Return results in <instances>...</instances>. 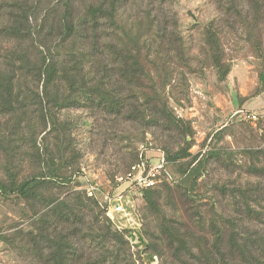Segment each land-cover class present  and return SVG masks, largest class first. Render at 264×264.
<instances>
[{"label":"rangeland","instance_id":"rangeland-1","mask_svg":"<svg viewBox=\"0 0 264 264\" xmlns=\"http://www.w3.org/2000/svg\"><path fill=\"white\" fill-rule=\"evenodd\" d=\"M3 1L14 0H0V4ZM90 1L95 0H74L76 14H82ZM123 1L126 2L120 10L119 24L131 26L134 30L131 36H140L139 59L147 71L153 70L150 60H155L154 51L159 45L157 30L165 27L164 42L167 36L177 35L175 45L166 43L165 50H161L166 58L164 69L171 78L166 94L175 113L193 130L192 137H187L194 141L190 151L202 156L209 150H216L220 155L218 160L209 159L204 163L199 174L184 172L183 164L189 159L170 163L174 179L168 182L167 189L162 188L163 183L157 187L162 190L160 209L167 217L176 214L185 224L191 222L197 233H206L212 243V228L228 235L232 219L239 212H264V6L257 11L250 0ZM51 4L53 17L58 18L61 6L57 0H41L39 10L31 17L33 25L42 21L47 14L44 10L51 8ZM10 12L6 10L0 14V25ZM147 13L150 15L145 17ZM149 16L150 26L147 28ZM141 23L144 29H137ZM211 24L220 36L224 61L231 66L225 79L219 78L206 44V28ZM112 32L113 28L107 23L102 30V43L105 56L110 60L108 64L115 73L119 61L106 47L112 39ZM44 34L46 39L36 37L23 43L0 36V50L17 48L23 55L26 53L35 59L39 54L38 45L44 49L45 44H52L47 29ZM180 46L182 55L179 54ZM34 84L29 82V86H24L25 90H36ZM60 89L69 92L65 83L60 84ZM74 97L72 95L73 100ZM138 102L142 103V100ZM49 110L56 114L60 124L68 125L66 132L56 130L53 141L56 142L57 156L61 157L65 150L64 156L78 168L75 173L77 189L95 181L104 191H112L141 153L153 156L157 148L177 150L184 146L176 137L163 135L158 127L146 128L120 116L94 111L79 102ZM251 112H257L256 120L248 118ZM20 116L24 117L20 113L0 114V181L10 180L9 170L22 180L45 165L32 139L35 134L41 143L44 135L36 113L30 129L24 125L16 126ZM218 130H222L219 137L216 135ZM58 192L63 191L52 186L44 187L40 190V197L29 200L0 194V264H45L54 249L48 246H54L57 240L54 225L50 227L43 215L54 204L49 202ZM141 213L143 244L138 249H131L133 257L137 264H166L164 257L148 246L149 238L145 233L147 223L157 222V217L146 203H142ZM240 223L244 224L239 228L244 236L250 234L256 239H264V229L259 222L244 219ZM81 229L84 233L86 227L82 225ZM46 231L50 245L43 240ZM70 231L72 228L66 226L64 232ZM34 236L40 241L39 255L32 243ZM83 243L77 242L74 247L81 248ZM86 257L84 252L83 262Z\"/></svg>","mask_w":264,"mask_h":264},{"label":"trees","instance_id":"trees-1","mask_svg":"<svg viewBox=\"0 0 264 264\" xmlns=\"http://www.w3.org/2000/svg\"><path fill=\"white\" fill-rule=\"evenodd\" d=\"M250 1L257 11L264 6V0ZM40 2L41 0H14L0 4L1 15L6 10L11 11L0 25L1 38L16 43L33 41L36 37L46 39L44 31L47 29L52 43L49 46L45 44L44 49L38 45L39 54L35 59H31L26 53L23 55L17 48H9L3 52L0 50V114L20 113L24 117L20 116L16 126L24 125L26 129H30L36 113L44 135L41 143L35 134L32 139L37 154L42 158L41 162L45 164L40 171L22 180H18L12 170H9L7 174L10 180L0 181V194L29 200L40 197V190L44 187L52 186L63 191L50 199L49 204H54L43 215L46 217L44 221L51 224L50 227L54 225L53 232L57 240L54 246H48L54 249L45 264H137L124 233L115 227L95 199L88 197L83 189H77L75 173L78 168L72 164L71 159L64 156L65 150L61 157L55 152L56 142L53 139L55 140L56 130L66 132L68 125L60 124L56 114L49 109H57L72 102L85 104L94 111L120 116L125 121L137 122L146 128L158 127L163 135L176 137L179 143L184 144L177 150L166 147L163 149L167 160L166 170L172 178L163 175L157 185L144 192L142 202L157 217V222L147 223L145 229L149 238L148 246L153 252L163 256L166 264H264V239H256L250 234L244 236L239 229L240 225H244L240 223L244 219L251 223L257 221L264 229V212H239L232 219L233 225L228 235L212 228L214 241L211 243L207 234H198L191 222L185 224L176 214L167 217L160 209L162 190L157 187L163 183L162 188L167 189L168 182L174 179L170 163L189 159L183 164L184 172L199 174L204 163L209 159L218 160L220 155L216 150H209L202 156L190 151L194 141L187 137H192L193 130L175 113L166 94L171 78L164 69L166 58L161 50H165L163 47L166 43L175 45L178 42L175 39L177 35L167 36L164 42L167 35L165 27L157 30L159 45L154 51L155 60H150L153 70L147 71L139 59L140 36H131L134 32L132 27L119 24L120 10L126 1H90L84 7V12L78 15L74 0H57L61 6L58 18L53 17L51 4V8L44 10L47 14L42 21L33 25L31 17L39 10ZM148 15L150 13L145 17ZM147 19L146 27L149 28L150 16ZM253 21L251 27L254 28L256 19ZM107 23L114 32L106 47L111 50L114 59L119 61L115 73L108 64L110 60L105 56L102 43V30ZM137 29H144L142 23L137 25ZM205 36L219 78L225 79L231 66L224 61L221 39L212 24L206 28ZM178 49L182 55L181 46ZM29 82L35 83L36 90H25L24 86H29ZM63 83L67 85L68 93L61 92L60 84ZM72 95L75 96L74 100ZM139 99L142 103L138 102ZM221 134L222 130L216 132L217 137ZM57 158L59 162H56ZM137 159L138 156L135 160ZM134 162L136 161L129 165L128 170ZM68 225L72 231L65 233L64 229ZM82 225L86 227L84 233ZM46 235L47 231L43 234V240L49 243ZM82 241L84 243L81 248L74 247L77 242ZM32 243L39 255L40 241L34 236ZM84 252L87 257L83 262L81 258Z\"/></svg>","mask_w":264,"mask_h":264},{"label":"built area","instance_id":"built-area-1","mask_svg":"<svg viewBox=\"0 0 264 264\" xmlns=\"http://www.w3.org/2000/svg\"><path fill=\"white\" fill-rule=\"evenodd\" d=\"M247 116L252 120L258 118L257 112ZM155 151L153 156L141 153L140 158L118 179L120 183L112 191H104L95 181L81 186L88 197L97 201L115 227L124 233L132 250L143 244L141 206L144 192L157 185L163 175L172 178L166 170L165 152L160 148Z\"/></svg>","mask_w":264,"mask_h":264}]
</instances>
